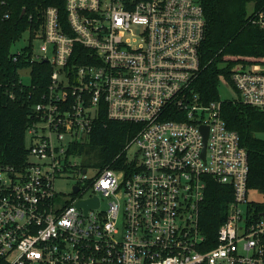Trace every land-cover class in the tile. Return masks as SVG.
<instances>
[{
	"label": "built area",
	"instance_id": "1",
	"mask_svg": "<svg viewBox=\"0 0 264 264\" xmlns=\"http://www.w3.org/2000/svg\"><path fill=\"white\" fill-rule=\"evenodd\" d=\"M6 6L0 0V26ZM65 8V20L56 6L41 10L10 49L16 84L36 89L35 63L51 72L31 110L24 165L0 162V264H264V202L249 198L264 191L248 187L249 157L223 118L226 99L205 102L195 89L206 37L199 0ZM250 14L264 27V6ZM220 81L236 93L229 100L264 111V64ZM103 113L142 127L123 156L90 175L75 147ZM68 179L66 194L57 183ZM212 181L232 190L214 246L200 225ZM90 200L98 206L78 205Z\"/></svg>",
	"mask_w": 264,
	"mask_h": 264
},
{
	"label": "trees",
	"instance_id": "2",
	"mask_svg": "<svg viewBox=\"0 0 264 264\" xmlns=\"http://www.w3.org/2000/svg\"><path fill=\"white\" fill-rule=\"evenodd\" d=\"M3 9L10 18L0 26V162L21 167L27 154V128L33 121L32 107L37 103L50 81L47 63L33 65L32 84L36 89L16 84L17 68L9 57L10 49L40 11L56 6L66 19L65 0H5ZM206 18V37L200 54L204 69L195 82V89L205 102L220 100V77L228 81L236 67L264 64V27L251 22L248 4L255 11L264 6V0H199ZM24 11V13H23ZM33 15V20L29 15ZM37 22V21H35ZM16 84V85H15ZM15 99L9 97V92ZM34 91V92H33ZM227 126L240 135L241 145L249 157L248 187L264 191V111L240 102L226 99L222 106ZM142 124L110 120L101 114L88 141L75 150L98 151L100 168L123 156L126 145L141 130ZM231 188L214 181L208 184L201 205L200 225L212 246L217 241V229L225 220V208L232 199Z\"/></svg>",
	"mask_w": 264,
	"mask_h": 264
},
{
	"label": "rangeland",
	"instance_id": "3",
	"mask_svg": "<svg viewBox=\"0 0 264 264\" xmlns=\"http://www.w3.org/2000/svg\"><path fill=\"white\" fill-rule=\"evenodd\" d=\"M254 8V3L251 2L248 4V11H249V14L252 12ZM37 46H35V51H37ZM16 48H18V45H16L15 47H13V50H15ZM256 67H260V65H256ZM22 76H23V79L24 81H28V74H27V71H23L22 72ZM219 91H220V94H221V97L224 98V99H232V98H235L237 97L236 96V93L232 90V89H228L226 88L223 83L220 84V87H219ZM262 138H264V134L261 135ZM137 150V147H132L131 150H130V155H134L135 151ZM77 161L88 168V172L90 175L96 173L100 167V155L98 153V151H93V150H90L89 152L88 151H82V154L78 157ZM72 182L73 180L72 179H68L66 182H58L57 183V187L64 193L68 194L71 192V185H72ZM249 198H254V199H257V200H260L262 202H264V195H262L261 193L259 192H252L250 193L249 195Z\"/></svg>",
	"mask_w": 264,
	"mask_h": 264
},
{
	"label": "water",
	"instance_id": "4",
	"mask_svg": "<svg viewBox=\"0 0 264 264\" xmlns=\"http://www.w3.org/2000/svg\"><path fill=\"white\" fill-rule=\"evenodd\" d=\"M75 189L77 190V187ZM78 205L79 206L83 205L85 206V209L88 210L92 206H95V207L98 206V201L97 200L83 201V202H79Z\"/></svg>",
	"mask_w": 264,
	"mask_h": 264
}]
</instances>
